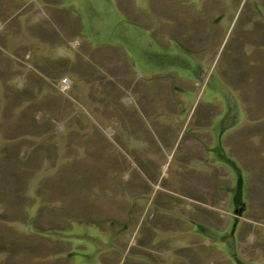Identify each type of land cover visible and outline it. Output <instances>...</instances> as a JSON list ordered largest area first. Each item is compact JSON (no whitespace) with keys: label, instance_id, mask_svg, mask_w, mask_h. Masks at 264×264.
Returning <instances> with one entry per match:
<instances>
[{"label":"rangeland","instance_id":"obj_1","mask_svg":"<svg viewBox=\"0 0 264 264\" xmlns=\"http://www.w3.org/2000/svg\"><path fill=\"white\" fill-rule=\"evenodd\" d=\"M259 118L264 0H0V264H264Z\"/></svg>","mask_w":264,"mask_h":264},{"label":"crops","instance_id":"obj_2","mask_svg":"<svg viewBox=\"0 0 264 264\" xmlns=\"http://www.w3.org/2000/svg\"><path fill=\"white\" fill-rule=\"evenodd\" d=\"M119 11V10H118ZM120 12V11H119ZM119 15H117V13L115 14V17H118ZM120 17V16H119ZM125 18H126V16H125ZM131 24H129V26H130ZM159 30H160V32H162L163 31V26H160L159 27ZM154 31L152 30V31H150V33H153ZM160 42H162L161 40H159ZM258 115H259V117H261V115H263V110H261V111H259L258 113H257ZM235 120V121H234ZM234 120H232L229 124H228V127H222L221 129H220V143L222 142V140L223 141H225V144L226 143H228L227 142V137L229 136V132L231 131H233V130H237V129H239L240 127H236L235 126V128H233V126L237 123V125H240V123L241 122H238L239 121V119H238V117H235L234 118ZM236 122V123H235ZM4 123L7 125V123H6V121H4ZM245 127L244 128H246V129H251L252 127H263L264 126V121L263 120H261L260 118H259V120H256V122H253V123H250V125H248V124H245L244 125ZM1 129H2V126L0 127ZM4 128H5V126H4ZM241 129V128H240ZM239 129V130H240ZM6 131H7V128L5 129ZM249 140V139H248ZM258 140H259V143H257V142H255V143H253V142H251V140L249 141V142H251L252 144H253V146L256 148V153H254V156H256V160H261L262 158H264V137L262 136L261 137V133H259V135H258ZM6 141V139L5 140H1L0 139V143H4ZM8 142V141H7ZM5 144H7V143H5ZM9 146V145H8ZM263 146V147H262ZM6 147H7V145H6ZM1 148V147H0ZM8 148V147H7ZM261 148L263 149L262 150V153L261 152H259L260 150H261ZM211 149H213V148H211ZM6 151V149L4 150V152ZM234 152H236V155H239V154H241L239 151H236V150H234L232 153H234ZM3 152H1L0 151V169H1V167L4 165V163L3 162H5V160L2 158V156H1V154H2ZM230 157H231V155H229ZM241 161V160H240ZM240 185H241V183H239ZM20 193H21V191H20ZM26 193H27V195L29 194V195H33L34 194V187H27V190H26ZM22 194V193H21Z\"/></svg>","mask_w":264,"mask_h":264},{"label":"built area","instance_id":"obj_3","mask_svg":"<svg viewBox=\"0 0 264 264\" xmlns=\"http://www.w3.org/2000/svg\"><path fill=\"white\" fill-rule=\"evenodd\" d=\"M65 82V81H64ZM66 83H64V85H65Z\"/></svg>","mask_w":264,"mask_h":264},{"label":"trees","instance_id":"obj_4","mask_svg":"<svg viewBox=\"0 0 264 264\" xmlns=\"http://www.w3.org/2000/svg\"><path fill=\"white\" fill-rule=\"evenodd\" d=\"M240 187H238V189H239Z\"/></svg>","mask_w":264,"mask_h":264}]
</instances>
